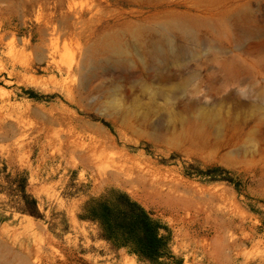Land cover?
I'll use <instances>...</instances> for the list:
<instances>
[{"label":"rangeland","instance_id":"374dc122","mask_svg":"<svg viewBox=\"0 0 264 264\" xmlns=\"http://www.w3.org/2000/svg\"><path fill=\"white\" fill-rule=\"evenodd\" d=\"M112 188L264 264V0H0V264H154L81 217Z\"/></svg>","mask_w":264,"mask_h":264},{"label":"trees","instance_id":"16d2710c","mask_svg":"<svg viewBox=\"0 0 264 264\" xmlns=\"http://www.w3.org/2000/svg\"><path fill=\"white\" fill-rule=\"evenodd\" d=\"M81 217L98 222L105 239L117 248H127L141 260L183 264L172 251L168 225L126 191L112 188L101 197H92Z\"/></svg>","mask_w":264,"mask_h":264},{"label":"bare ground","instance_id":"6f19581e","mask_svg":"<svg viewBox=\"0 0 264 264\" xmlns=\"http://www.w3.org/2000/svg\"><path fill=\"white\" fill-rule=\"evenodd\" d=\"M165 40V37L159 36V38H156L155 42L153 43V49L155 51H159L160 49H163V41ZM168 41V40H167ZM5 93V92H4ZM2 107V106H1ZM233 236V234H232ZM225 238V237H224ZM225 240V239H224ZM227 240V238H226ZM232 240V239H231Z\"/></svg>","mask_w":264,"mask_h":264}]
</instances>
